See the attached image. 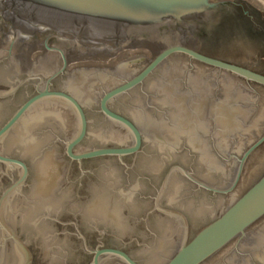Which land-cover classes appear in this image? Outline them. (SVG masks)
I'll list each match as a JSON object with an SVG mask.
<instances>
[{"label":"water","instance_id":"95a60500","mask_svg":"<svg viewBox=\"0 0 264 264\" xmlns=\"http://www.w3.org/2000/svg\"><path fill=\"white\" fill-rule=\"evenodd\" d=\"M226 1L0 0V162L6 164L0 163V264H16L18 254L19 264H30L32 254L25 241L42 249L47 264H89L93 253L83 246L79 233H84L90 248L98 242L111 244L141 264H164L173 253L165 264H202L264 216V145L242 169L249 153L264 140L262 135L244 153L264 131V96L257 97L263 88H253L254 92L229 73L188 72L186 80L195 89L189 100L179 90L185 74L180 71V77L170 73L153 84L154 108L148 102L152 96L146 94L130 102L113 101L114 108L135 121L143 133L142 149L126 160L99 157L79 163L65 153L66 146L68 155L81 161L136 152L141 145L139 129L110 110L107 101L143 82L172 54L185 53L264 85L263 74L184 44L185 38L218 24ZM36 38H41L40 44L31 43ZM22 46L26 51L19 53ZM147 47L159 50L145 68L101 99L102 111L131 132L133 144L100 147L124 144L130 137L99 112V93L110 83L91 80L83 87L87 69L100 66L105 71L130 62L145 55ZM47 50L57 51L62 65L44 89L38 88L22 103L39 81L24 82L25 78L45 79L50 71L43 61L34 65ZM68 60L70 68L79 64L85 72L71 74L69 83L57 85L84 105L89 123L82 146L93 148L77 153L73 148L87 132L85 112L72 95L49 89L51 79L64 71ZM162 85L165 92L159 91ZM216 87L218 93L222 87L225 93L216 100L203 92ZM48 99L62 103H48ZM210 118L214 126L212 121L207 126ZM158 122L163 137L153 134L152 123ZM206 131L216 136V151L210 137L201 138ZM230 154L234 155L230 161L223 160ZM173 160L183 163L187 176L192 171L198 178L172 175ZM212 191L228 193L213 195ZM94 192L98 199L85 203ZM55 216L74 218L77 223L64 227L51 220ZM259 224L236 250L224 255L228 245L221 257L208 264H264V220ZM7 239L17 249L11 242L6 244ZM125 251L96 249L91 264H99L101 255L139 264ZM102 264L122 263L106 259Z\"/></svg>","mask_w":264,"mask_h":264},{"label":"flooded vegetation","instance_id":"af4514ba","mask_svg":"<svg viewBox=\"0 0 264 264\" xmlns=\"http://www.w3.org/2000/svg\"><path fill=\"white\" fill-rule=\"evenodd\" d=\"M40 42H41V38H36L31 43L40 44ZM191 42H193L194 44H192ZM184 44H186L189 47H192V48L196 49L197 51H199V52H201V53H203L205 55H208V56H211V57H214V58H217V59L229 62V63H233V64H237V65L249 68V69H251L253 71H256V72L261 73V74L264 75V0H227L224 3L223 8L221 9V19L218 22V24L213 29H211L209 31L206 30L204 32H200V33L196 34L194 37L185 38L184 39ZM144 50H145V55H143L141 57H138L136 59H133L130 62L123 63L121 65L120 64L119 65H111V67L109 66V68H107L105 71L101 70L100 66L93 67L91 69H87L88 72L89 71L90 72L87 75L88 78L82 84L83 87H85L86 82H89L91 80H93L94 83H97V84L110 83V85L107 88L103 89L99 93V96H98V109H99V112L103 115V117L105 119H107L108 121L113 123L115 126H117L118 128H120L122 130H125L126 133L130 137L129 142H126L124 144L113 145V146H100V147H124V146H128V145H132L133 144L134 140H133V136H132L131 132H129L128 129L124 125H122V124H120V123H118V122H116L114 120H111L102 111V109H101V99H102V97L104 96L105 93H107L108 91H110L111 89H113V88H115V87H117L119 85L124 84L125 82H127L128 80L133 78L135 75H137L140 71H142L145 68V66L147 65V63L155 56V54L158 52L159 49L155 48L153 50V48H148L147 47V49H144ZM17 51H19V53H23L26 50L22 46V47H19L17 49ZM47 51H48V53H44L42 56H41L42 53L40 52L39 54H40L41 57H38L36 54H34L35 57L36 56L38 57L37 61L34 63V65H37L40 61H43L45 63L44 67H50V71L46 75L45 79H42L44 77H41V78L39 77L38 78V76H36V77H31L30 76L31 78L30 77H26L25 78L26 80L24 82H26L28 80H33L32 78H36L39 81L37 82V85L35 87L34 92L31 93L22 103H24L30 96L36 94L38 88L39 89H44L46 87L47 79L53 73H55L56 70L62 65V60H61L60 54L57 51H49V50H47ZM46 60H48V62H46ZM184 61H186V62L183 63ZM69 66H70V60H68V63L66 65L64 71L62 73H59L58 75H56L55 77H53L51 79V81L49 83V89L57 90V91H64V92L72 95L73 97H75L78 100V102L80 103V105L82 106V108H83V110L85 112V115H86V118H87V132H86V135H85L84 139L78 145H76L73 148V152L77 153V152H80V151H83V150H86V149H93V148H84L82 146V144H83V142H84V140H85V138L87 137V134H88V123H89L87 112H86V109H85L84 105L82 104V102L73 93L65 90L63 88V86L57 85V82H60L63 85L65 83H69L68 80H69V77H70L71 74H74V73H77V72H85V70H81L82 67L79 64L78 65L74 64V67H71V68ZM83 66H86V65H83ZM201 70L209 72V73L216 72V71L229 73V74H231L233 76H236V77L240 78L243 82H245L252 89L253 88L256 89L257 87H262L263 90H262V92H259V96H257V97L260 100V97L264 96V85H262V84H259V83H256V82H252V81H248V80H246V79H244V78H242V77H240V76H238L236 74H233V73H231L229 71H226V70L220 69V68H218L216 66H213V65L206 64V63H203L201 61L195 60V59L191 58L190 56H188L185 53H175V54L170 55L168 58H166L164 60V62H162L159 66H157V68L155 70H153L143 80V82H141V83L129 88L126 91H123L122 93H120V94H118L116 96H113L112 98H110L107 101V107L110 110H112L113 112L125 117L126 119L131 121L139 129V131L141 133V145H140V148L136 152L122 155L121 158H119L117 155H101V156H96V157H91V158H84V159H81V161H78L77 159H73V158H71L68 155V153L66 151V146H65L66 156L71 161H75V162H79L80 163V162H83V161L88 160V159H94V158H99V157H116L118 160H122V159L126 160L128 157H130V156L132 157V156L136 155L137 153H139V151L143 147V133H142L140 127L138 126V124L135 121H133L131 118H129L128 116H126L125 114H123L122 112H120L119 110L114 108V106L112 105L113 101H116V100H118L120 98H125L124 100L130 102L132 100L134 101V100L140 98L142 94H146L147 97H149V99H151V96H152V100L148 101V102H150L152 104L153 100H154V97H155V92H153L154 91L153 90V84L155 82H157V81L158 82L161 81L160 79H163L165 76H168L170 73H172L174 76L180 77V75H181L180 71L185 72V74L183 75V78L180 81L181 85L179 86V90H180V93L183 92V96H185L189 100L194 95V93H195L194 90L195 89H194V87H192V85H190V83L192 81L190 82V81L186 80V78H187L186 75H187L188 72H200ZM101 72H103L102 75H104V77H101ZM105 73H107V75ZM254 89H253V91L255 92ZM159 91L165 92L163 85H162L161 89L159 88ZM218 91H219V88H217V87L215 89H213V90L212 89L211 90H209V89L208 90H203V92L208 93L209 96L211 98H213L214 100H216L218 98H221L223 96V94H225L224 92H222L223 91V87H222V90L220 91V93H218ZM224 91H228V90H224ZM45 101L48 102V103L49 102H51V103H62L61 101L53 100V99H48V101L47 100H45ZM46 102L43 101V103H46ZM39 104H37V105H39ZM36 106H34V107H36ZM154 107L155 106L152 104L150 108H154ZM33 108H31L25 114V116ZM73 113L74 112H72V114ZM25 116L23 118H25ZM167 118H168V116L165 114V119H166L165 122H166V124H169V120ZM151 121L154 122V120H151ZM211 121L213 122V120L211 118L208 119V122H207L208 125L207 126L211 125ZM171 123H172V121H171ZM152 125L154 126V128H152L153 134L155 135V133H157V134H159L158 136L163 137L161 135V133L163 132L164 129L159 125V122H158V124H155V123L153 124L152 123ZM213 126H214V122H213ZM212 128H214V127H212ZM240 131L241 130H239V132ZM236 132H238V131H236ZM230 134H231V132H230ZM182 135H186V134L182 133L180 136H182ZM262 135H264V131L251 144L248 145V147L244 151V153ZM205 137H210L211 138L213 149L216 151L217 150L216 143H215L216 136L214 135V133L210 134V131H206L205 133H201V138L203 140H205L204 139ZM262 145H264V140L249 153V155L247 156V158L245 159V161L243 163L242 169L244 168V166H245V164L247 162V159H249V157L257 149H259V147H261ZM179 151H181V150H179ZM243 154L239 158V163H238L239 165H240L241 158L243 157ZM233 156H234L233 154L232 155L230 154V156H226V157L224 156L223 160L230 161L233 158ZM18 159H20V158H18ZM21 160L24 161L23 159H21ZM170 162H172L171 166L173 167V170H174L172 172V175H174L175 173H179L182 177L186 178L187 180H189V177H192V176L196 177L192 173V171H189L190 176H187L184 173V171L182 170V166L183 167H185V166L180 161L173 160V161H170ZM0 163L4 164L3 162H0ZM263 163H264V160H263ZM4 165H6V164H4ZM28 172H29V167H28ZM263 172H264V169L262 170V173ZM260 175H258V177ZM258 177H256V179ZM196 178H198V177H196ZM199 180H201V179H199ZM255 180H253L249 185H247L246 189ZM201 181H203V180H201ZM203 182H205V181H203ZM213 187H216L218 189H225V188H221V187L216 186V185L213 186ZM204 190L206 192H209L208 189H204ZM212 192H213V195L228 193V192H218V191H212ZM96 195L97 194H95V192L90 194L88 197H86L87 199L85 198V203H87L88 200H90L92 202L93 198L95 200L98 199V197ZM168 215H171V214H168ZM215 218H213V219H215ZM213 219H211L210 221H212ZM51 220H54L56 223H58V224H60L61 226H64V227H67V226H70L71 224H74V223L76 224L77 223L76 220H74V218H69L68 219V218L57 217V216H55V218H53ZM263 220H264V216L259 221H257L253 225H251L247 229V231H246V233H245V235L243 237H241L240 239L237 238V239H234L233 241H231L228 244L231 247L227 250V252L224 255L227 256L229 253H231L232 251L236 250L239 247L240 241L243 238L247 237L250 231L257 229L258 226L260 225L259 223L261 221H263ZM73 221H75V222H73ZM210 221L206 222L203 226H205ZM202 227H200L198 229V231ZM58 234H63V233L62 232H58ZM4 235H5V233H4ZM79 235L81 237L80 239L82 240L83 246L85 248H87V250H89V252L93 253L92 254L93 256H92L89 264H91L93 259H94V251L96 249L118 248V249H121V250L125 251L123 248H120V247H117V246H114V245H111V244H104V243H101V242H98L95 245L94 249H92L88 245V240H84V237H85L84 233H79ZM192 237H190V239ZM20 238H21V236H20ZM23 241H25V240H23ZM5 242H6V244L11 242L12 245L16 248V246H15V244H14V242L12 240L7 239ZM25 243L30 248L29 242L25 241ZM227 246H225V247H227ZM225 247L222 248L221 250H219L214 255H212L210 258H208L202 264H208L209 262L214 261L217 258L221 257V256H219V253L223 249H225ZM125 252L128 253L127 251H125ZM129 255L133 259H135L139 264H141L131 254H129ZM171 256L169 257V259L171 258ZM106 259L117 260V261L121 262L122 264H125L121 259H119V258H117L115 256H106V255H101L99 257V264H102L103 260H106ZM20 260H21L20 259V255L18 254V262L16 264H19Z\"/></svg>","mask_w":264,"mask_h":264},{"label":"rangeland","instance_id":"374dc122","mask_svg":"<svg viewBox=\"0 0 264 264\" xmlns=\"http://www.w3.org/2000/svg\"><path fill=\"white\" fill-rule=\"evenodd\" d=\"M29 249L32 254L30 264H47L48 259L45 257L42 249L39 246L30 244Z\"/></svg>","mask_w":264,"mask_h":264}]
</instances>
